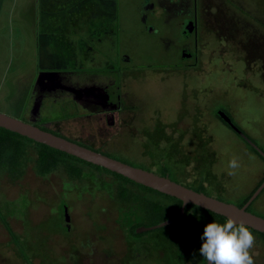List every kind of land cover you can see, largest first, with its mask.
<instances>
[{
	"label": "rangeland",
	"instance_id": "374dc122",
	"mask_svg": "<svg viewBox=\"0 0 264 264\" xmlns=\"http://www.w3.org/2000/svg\"><path fill=\"white\" fill-rule=\"evenodd\" d=\"M46 4L47 0L1 3L0 112L9 116L24 119L20 110L25 93L47 61L54 59L45 47L47 34L41 30L46 28L42 24ZM246 34H252L254 42L259 38L253 30ZM208 39L206 51L198 45L195 65L177 69L176 75L155 66L134 70L136 77L128 79V88L139 108L138 115L129 119L128 132L91 139L80 135L76 120L66 121L61 131L105 150L110 157L164 172L182 185L201 186L208 195L237 204L264 177V160L218 119L215 108L224 106L234 125L264 151V67L250 56L251 49H245V55L237 48L246 39L230 40L228 46L214 34L208 33ZM27 149L34 159V146L28 143ZM233 156L241 165L236 170L228 167ZM79 166L78 179H70L62 166L39 177L31 163L17 179L0 172V264H129L135 260L131 250L135 255L155 254L159 264H201L203 226L197 218L178 228L166 225L131 233L130 224L123 221L131 201L117 198L120 185L171 208L175 203L102 170ZM64 205L69 216L66 232L61 230L66 223ZM251 206L264 217V189ZM143 217L141 226H151L156 218ZM254 237L249 252L255 264H264V239Z\"/></svg>",
	"mask_w": 264,
	"mask_h": 264
},
{
	"label": "flooded vegetation",
	"instance_id": "af4514ba",
	"mask_svg": "<svg viewBox=\"0 0 264 264\" xmlns=\"http://www.w3.org/2000/svg\"><path fill=\"white\" fill-rule=\"evenodd\" d=\"M43 9L46 18L42 24L46 28L41 30L47 34L45 47L54 59L47 61L25 93L21 120L104 154L105 150L80 137L65 136L60 127L76 120L81 136L98 140L128 132L129 119L138 115L139 108L128 88V79L136 77L137 67L155 66L162 73L167 68L170 76L179 68H191L197 60L198 45L206 51L208 33L224 40L225 46L230 40L246 39L245 45L237 48L245 55L251 49L250 56H256L257 63L264 67V38L260 35L254 42L252 34H246L255 31L250 23L237 17L232 8L224 7L222 1L47 0ZM226 110L224 106L215 108L216 116L235 132L219 115L223 112L228 116ZM105 144L106 140L101 142ZM62 214L65 222L66 217L69 220L65 205ZM68 224L61 225V230L68 231ZM130 256L135 260L129 264L160 262L149 252L135 255L131 250Z\"/></svg>",
	"mask_w": 264,
	"mask_h": 264
},
{
	"label": "trees",
	"instance_id": "16d2710c",
	"mask_svg": "<svg viewBox=\"0 0 264 264\" xmlns=\"http://www.w3.org/2000/svg\"><path fill=\"white\" fill-rule=\"evenodd\" d=\"M32 144L34 148L36 149V155L34 159H31L28 156V149L27 144ZM250 149L256 153L262 160L264 158L259 155L253 148L250 147ZM98 152H101L99 150H96ZM102 153V152H101ZM104 154V153H103ZM118 159V158H116ZM121 160V159H119ZM125 163L131 164L129 161L121 160ZM31 163L32 169L34 173L39 177H46L48 174L52 173L55 169L62 166L67 173V176L70 179H78L81 178L82 169L79 165H88L90 167H93L97 170H102L106 173H109L113 176H115L118 180L124 181L127 183H131L140 189L148 192L156 194L157 196H160L162 198H167L175 203L173 205L174 207L171 208L170 206H166L162 204L161 202H155L151 199H149L147 196H142L139 194H135L132 190L125 188L123 186H119L116 191V196L119 200L130 202L131 204L128 209L125 211V219L127 224H130V232L133 233L136 227L143 225V222L141 219H144V215L147 217H156L150 225L157 224L161 221L167 220V219H175L178 215L181 201L177 198L159 193L151 188L145 187L143 185L137 184L119 174L110 172L102 167L90 164L88 162H85L81 159H78L74 156L68 155L64 152L58 151L56 149L50 148L46 145L34 142L33 140H30L26 137L20 136L16 133L10 132L8 130H5L3 128H0V172H4L8 179L13 180L19 178L22 173L25 171V169L28 167V165ZM132 165V164H131ZM160 175H165L164 172L158 173ZM167 175V174H166ZM168 176V175H167ZM169 177V176H168ZM170 178V177H169ZM262 180L251 190V192L243 197L240 201L237 202V206L241 207L249 198V196L252 194V192L257 188V186L263 181ZM188 187V186H187ZM189 188L194 189L198 192H205L203 187H191ZM208 195V194H207ZM210 196V195H209ZM221 200V199H220ZM154 204H156L159 208L158 210L155 209ZM252 203L248 206L247 210L254 213L252 211ZM172 209V210H171ZM123 211V212H124ZM184 216L180 222L172 223L170 226H173L175 228H178L180 226H183L186 222L190 220L199 221L202 226L206 223H208L211 220L223 222L226 220L224 216L215 214L211 211H208L206 209H203L201 207L195 206L193 204H187L185 206L184 210ZM156 214V215H155ZM256 214V213H255ZM155 215V216H154ZM262 216V215H260ZM263 217V216H262ZM3 223L7 227V221L5 217L2 219ZM8 230L9 227H7ZM252 231V234L258 235L264 239V234L257 232L250 228ZM14 237V236H13ZM15 239V237H14ZM201 264H206V261L204 258H202Z\"/></svg>",
	"mask_w": 264,
	"mask_h": 264
},
{
	"label": "water",
	"instance_id": "95a60500",
	"mask_svg": "<svg viewBox=\"0 0 264 264\" xmlns=\"http://www.w3.org/2000/svg\"><path fill=\"white\" fill-rule=\"evenodd\" d=\"M219 115L237 134H239L259 155L264 158V151H262L254 142L247 138L231 122L230 118L226 114L219 112ZM0 128L26 137L30 140H33L34 142L64 152L90 164L102 167L137 184L151 188L159 193L177 198L181 201V206L175 219H167L151 226H138L135 229L136 232L152 230L170 225L172 223L180 222L184 216L185 206L187 204H193L215 214L224 216L226 220L230 217L236 218L249 228L264 234V217L247 210L248 206L264 189V179L252 192L247 201L241 207H239L236 204L225 202L203 192L195 191L192 188L170 179L167 175H160L153 171L125 163L119 159L110 157L94 149H90L74 141L43 130L32 123L1 112ZM67 222L68 218L66 217V223Z\"/></svg>",
	"mask_w": 264,
	"mask_h": 264
},
{
	"label": "clouds",
	"instance_id": "9594fccd",
	"mask_svg": "<svg viewBox=\"0 0 264 264\" xmlns=\"http://www.w3.org/2000/svg\"><path fill=\"white\" fill-rule=\"evenodd\" d=\"M240 166L235 156L228 161L229 169L236 170ZM232 174L234 172H229ZM254 239L250 228L236 218L223 222L211 220L203 227L198 252L207 264H255L249 252Z\"/></svg>",
	"mask_w": 264,
	"mask_h": 264
},
{
	"label": "crops",
	"instance_id": "0c3cea01",
	"mask_svg": "<svg viewBox=\"0 0 264 264\" xmlns=\"http://www.w3.org/2000/svg\"><path fill=\"white\" fill-rule=\"evenodd\" d=\"M200 4L208 1L220 2L226 8H232L237 17L247 20L252 29L258 32V36L264 38V0H198ZM235 8V9H234Z\"/></svg>",
	"mask_w": 264,
	"mask_h": 264
}]
</instances>
